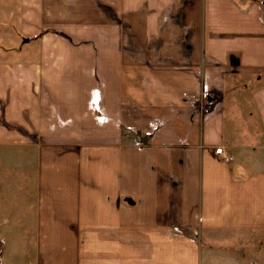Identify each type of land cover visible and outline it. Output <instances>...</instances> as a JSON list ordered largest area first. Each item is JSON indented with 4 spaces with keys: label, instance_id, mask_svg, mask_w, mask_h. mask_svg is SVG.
<instances>
[{
    "label": "crops",
    "instance_id": "obj_1",
    "mask_svg": "<svg viewBox=\"0 0 264 264\" xmlns=\"http://www.w3.org/2000/svg\"><path fill=\"white\" fill-rule=\"evenodd\" d=\"M0 24V264H263L235 249L264 233L263 1L0 0Z\"/></svg>",
    "mask_w": 264,
    "mask_h": 264
},
{
    "label": "rangeland",
    "instance_id": "obj_2",
    "mask_svg": "<svg viewBox=\"0 0 264 264\" xmlns=\"http://www.w3.org/2000/svg\"><path fill=\"white\" fill-rule=\"evenodd\" d=\"M259 1L264 2V0H259ZM2 5H4V1H2ZM1 34H2V24H0V36ZM3 44L4 43L1 42V39H0V47H2ZM29 45L32 46L33 44H29ZM0 50L2 49L0 48ZM244 240L245 241L241 243L239 246H237L235 249H243L247 252V255H251L255 257L257 260L261 259V257H264V233L262 235H259L258 233L256 236H252L251 238L247 236L245 237ZM263 264H264V261H263Z\"/></svg>",
    "mask_w": 264,
    "mask_h": 264
},
{
    "label": "built area",
    "instance_id": "obj_3",
    "mask_svg": "<svg viewBox=\"0 0 264 264\" xmlns=\"http://www.w3.org/2000/svg\"><path fill=\"white\" fill-rule=\"evenodd\" d=\"M230 160H231V158H230V157L226 158V161H230Z\"/></svg>",
    "mask_w": 264,
    "mask_h": 264
}]
</instances>
